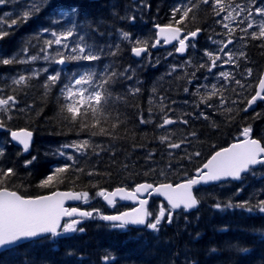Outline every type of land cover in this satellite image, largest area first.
Masks as SVG:
<instances>
[{
  "label": "trees",
  "instance_id": "obj_1",
  "mask_svg": "<svg viewBox=\"0 0 264 264\" xmlns=\"http://www.w3.org/2000/svg\"><path fill=\"white\" fill-rule=\"evenodd\" d=\"M245 1L224 0V3ZM191 2L199 3V0ZM28 3L29 0H7L0 5V27L8 33L0 39V58L19 53L29 41L27 55L38 54L43 40L51 38L49 33L37 38L41 30H61L64 23L54 24L53 20L58 19L55 14L72 10L75 11L71 19L83 26L80 34L88 44L103 49V55L98 61H69L66 66L43 59L33 63L0 64V96L15 95L18 101L16 109L0 114L5 124L0 128V150L3 151L0 168L11 167L16 173L6 181L7 188L24 195H39L57 188L96 195L101 188L132 187L144 181L178 182L193 175L214 152L240 136L245 127H251L253 135L264 142V102L251 112L244 110L264 66V39L243 36V41H248L249 56L254 63L250 67L254 72L252 85L244 90V86L241 88L237 84L225 86L223 98L229 102L223 106L209 101L216 107L208 110L206 103H198L196 80L208 69L200 66L210 63L205 51L216 48L213 46L216 38L211 37L216 36L215 33L222 34L224 24L221 13L215 15L211 0L208 4L199 3L180 25L188 31L202 29L200 39L204 36L211 39L191 48L186 58L178 57L175 49L169 48L152 50L142 61L132 57L133 44L122 40L121 32H129L132 41L147 40L152 48L156 39L154 26L174 23L173 9L190 6L189 0H49L48 5L26 23L12 25L11 21L26 10ZM179 15L177 13L176 19ZM173 66H176L175 71H172ZM106 67L131 78L118 76L109 86L113 96L123 98L110 108L109 121L104 125L112 135L90 136L89 132H81L78 124L73 125L64 118L66 114L60 111L61 88L73 73L86 70L99 73ZM43 68L48 71L31 79L27 86L12 85L13 78ZM57 71L61 73L60 81L46 91L43 85L47 76ZM137 88L139 92L133 94L132 90ZM207 92L209 90L204 89L200 94L204 96ZM161 105L165 106L163 112ZM201 107L208 110L204 114L208 119L193 113ZM229 108L230 112L226 110ZM165 113L177 123L160 128L158 125L163 122ZM8 115L12 118L8 119ZM141 117L151 122L142 124ZM117 121L118 126L111 129V124ZM18 128H28L35 134L28 155H23L21 149L10 142L9 131ZM193 132L195 136L190 135ZM165 135L171 136L172 143L186 142L172 149L168 142L161 143L159 138ZM83 139H90L99 147L95 151L89 149L86 154L72 149L74 160L58 154L69 151L62 148L63 145ZM197 152L199 156L195 155ZM33 156L36 160L25 166L24 161ZM65 163L73 167L63 175V182L51 187L39 186L41 180ZM89 172L94 174L88 175ZM203 191L208 193L201 194L198 210L175 213L173 222H163L158 233L147 228H113L100 220H89L82 226L83 232L24 244L11 253L0 255V264H105V255L114 257L109 264H264V214L236 207H214L217 203L223 206L243 201L256 205L264 200V166L242 181L213 185ZM161 204L158 199L153 201L154 214ZM241 248L248 251L241 252ZM69 252L72 255H68Z\"/></svg>",
  "mask_w": 264,
  "mask_h": 264
},
{
  "label": "snow or ice",
  "instance_id": "obj_2",
  "mask_svg": "<svg viewBox=\"0 0 264 264\" xmlns=\"http://www.w3.org/2000/svg\"><path fill=\"white\" fill-rule=\"evenodd\" d=\"M7 0H0V5H4ZM210 0H199V3L208 4ZM256 0H250V4H255ZM49 3V0H29L26 10L23 11L16 19L11 21L12 25H16L18 22L26 23L34 15L41 12ZM199 3H192L189 0V5L176 7L173 9L172 17L174 23L170 22L166 25H155L157 31V39L155 43L151 44V47H156L161 43V38L164 44H170L174 41L178 43V47H175L177 53H184L188 47L195 45L193 40L198 36L201 29L197 28L194 31H185L181 24L185 23L190 13L199 6ZM215 15L219 16L221 12L227 11V15L224 16V21H236L237 17L242 13L247 12L240 23L247 21V26L241 29L245 35H250L252 39H264V7L257 6L254 9L252 7H242L236 5L232 7L229 4L225 6L224 0H211ZM75 10L69 12H57L55 15L58 19L53 20L54 24L64 23V27L57 30H50L44 28L38 37L43 33H49L50 39L43 40V46L40 48V52L36 55H27L30 41L26 42V46L22 47L19 53L12 55L9 58H0V64L9 65L14 63H33L37 60L43 59L46 62L55 63L58 65H64L69 61H98L103 55V49L97 48L94 45L87 43V40L81 35L82 25L71 19V15ZM177 13H179V19H176ZM255 13V15H254ZM256 16L260 19L257 20ZM195 19V16L192 17ZM218 23L220 21H217ZM2 23V22H0ZM11 25H9L10 27ZM224 28L228 31L225 33L228 36L226 41H219L221 47H219L217 53L205 51V55L208 57L209 64L201 65L200 67H208L211 72L212 68L217 66V62L222 59L219 53H224L227 56L223 63H235L233 57L235 53L226 52L225 49L228 45L233 43L232 34L235 32V28L230 27V23H224ZM237 27L239 25L237 24ZM256 28V31L249 33V29ZM183 33V35H182ZM8 33L0 27V39L7 36ZM75 37L73 45L69 44V39ZM243 38V37H242ZM121 39L129 41L133 44L131 52L140 57L142 54L148 52L149 42L147 40H135L132 41L131 34L129 32H121ZM53 46H56L53 49ZM119 48V45L116 46ZM51 50V51H50ZM23 54L24 58H19ZM110 55H116V52H110ZM171 55V53H169ZM239 57H244L245 53L240 52ZM188 63H191L188 61ZM176 66H173L172 71H175ZM47 68L33 70L29 75L21 74L16 78H13L11 83L16 87L27 86L28 82L33 78H38L42 72H47ZM128 70L126 69L125 72ZM247 74L250 76L252 70L248 69ZM230 73L220 72L219 76L225 80L229 79ZM126 77L125 73H118L106 67L103 72H97L95 70H86L81 73H73L67 78V83H64L61 88V96L63 103L60 106L61 113H65V119L69 123L79 125L81 132H89L90 136L97 135H112L104 125L108 123L111 115L110 108L120 102L123 98L119 96H113L109 86L116 80L117 77ZM61 79V73L59 71L55 74L47 76V79L43 85L45 90H49L52 86L56 85ZM237 85H241L239 80H236ZM258 89L247 101L249 107H251L257 100L264 101V76H261L258 84ZM155 91V89H153ZM187 92L188 89H185ZM133 94L138 93L139 89H133ZM199 94V90L197 92ZM219 95L221 97L220 103L224 104L222 89H218L215 84L211 86V90L206 95L200 97L201 103H206L208 107H212L208 101L212 97ZM163 99V98H161ZM18 104L15 95L0 96V114H9L12 110L16 109ZM165 106L161 105L160 111H164ZM21 112L26 109H19ZM171 109H169L170 111ZM231 111V109H226ZM247 110V109H245ZM151 112V109L149 110ZM204 119H208L206 115L201 113ZM11 115H8V119H11ZM150 120H145L141 117L140 123H150ZM184 124H187V120H182ZM119 121L111 124V129H115L118 126ZM177 123L165 113L163 122L158 125L160 128H164L167 125ZM5 127L2 119H0V128ZM191 136H195V133H190ZM241 135L244 137L241 140L231 144L227 148H222L215 152L210 159L203 164L202 168L196 169V175L191 178H187L182 183L171 184L162 183L158 186H154L149 183L136 184L131 190L124 187H117L111 191L101 188L96 196L101 197L108 206L115 207L118 200H127L137 202L136 207L131 208L128 211L119 212L114 215H105L100 212L99 209H92L91 211L81 210L80 208L65 207V202L68 200L83 201L87 203L91 197L87 191L73 192V191H53L48 195L36 196V197H24L19 195L15 191H10L6 187V181L14 176L15 170L11 167L3 169L0 168V249L11 250L14 247L21 246L23 242H34L36 240H52L53 238L64 236L68 233L83 232L84 229L78 227L83 220L89 218H97L104 221L112 222L113 228L125 229L129 225H143L147 229L152 230L154 233H158L163 222L171 224L174 219V212L177 209L183 208L184 210L192 209L199 204V200L193 193V188L199 184H207L214 181H220L225 178L240 179L243 173L251 170L253 166H264V145L257 139L251 138V127H245ZM33 133L27 129H19L18 131H12L11 137L19 145L22 146V152H28L31 146ZM161 143L168 142V147L175 149L180 148L186 141L180 143H172L171 136L165 135L160 138ZM98 145H94L90 139H83L74 141L70 144L62 146L64 149H74L76 153L86 154L89 149L93 151L98 148ZM59 155H65L63 151H59ZM3 155V151L0 150V156ZM199 156L200 153H195ZM190 158V157H189ZM68 160H74L72 155L67 156ZM36 160L33 156L30 160H25V166L32 164ZM73 165L65 163L61 167L55 168L52 174L48 175L45 179L40 181V187H51L54 184L63 182V175L72 169ZM77 171H83V169H77ZM93 172H89L88 175H93ZM163 174V173H162ZM153 194L161 195L167 201V207L162 203L158 211L153 214L148 209L149 199ZM214 207L217 209L223 208H241L246 209L249 213L258 211L264 214V200H259L256 205H251L249 201H243L238 204H232L229 202L226 205L217 203ZM67 218V219H65ZM63 221V223H62ZM264 238V234H262ZM241 252H247L248 249L241 248ZM212 251H215L213 249ZM68 255H72L71 252ZM105 264H109L114 260L111 255H105L103 257Z\"/></svg>",
  "mask_w": 264,
  "mask_h": 264
},
{
  "label": "rangeland",
  "instance_id": "obj_3",
  "mask_svg": "<svg viewBox=\"0 0 264 264\" xmlns=\"http://www.w3.org/2000/svg\"><path fill=\"white\" fill-rule=\"evenodd\" d=\"M236 5H241L242 7H252L253 9L257 6H261V7H264V0H256L255 4H250L249 3H246V4H231L232 7H235ZM228 6V5H227ZM226 6V7H227ZM227 15V11L225 12H221V20L224 21V16ZM247 15V12H244L241 14V16L237 17V20L236 21H232V22H229V21H224V23H227L229 22L230 23V27H234L236 25L237 22H240L241 20L244 19V17ZM255 15V13H254ZM256 19L259 20L260 17L259 16H256ZM233 23V24H232ZM240 24H243L244 27L247 26V21L245 20L244 23H240ZM222 28V34L220 33H215L216 36L214 37H211V38H216V41L219 42V41H226L228 39V36L225 35L226 31L224 30V26H221ZM252 30H256V28H253ZM239 32H242L241 29H239ZM236 37V35H235ZM210 36H204L202 37V39H200L197 43L196 42H192L193 44H195L194 47L191 46V48H195L197 47L198 45H202L204 43H206L209 39H211ZM220 38V39H218ZM233 39V37H232ZM242 40V39H241ZM243 41V40H242ZM237 41L235 42V44H233L232 46L228 47L227 49H225L226 52H231V53H235L236 55L233 57V59L235 60V63H223V60H226L227 59V56L224 55V53H219L220 56L222 57V59L220 61L217 62V66L215 68H212L211 72L209 71V69L206 70V73H201V75L199 76V79L196 80V84H197V87H198V90H199V94H198V97H199V105H202V103L200 102V97L203 96L201 95V91L204 90V89H207V90H211V86L213 84L219 86L220 88H222L223 91H225V86H228V85H234L236 84L235 81L236 80H239L241 82V80H246L247 77L245 76V74H247V70L248 69H251L253 71V68H250L251 66H254V63L251 61V57L249 56V52H248V47L246 46V44H248V41ZM214 43L213 46H216L215 49H211L210 51L208 52H213V53H217L218 52V49L219 47H221V45L219 43ZM74 43V39L73 38H70L69 39V44L70 45H73ZM240 52H244L245 53V56L244 57H239V53ZM188 57V56H187ZM229 65H232L230 67H233V68H227V66ZM220 72H227V73H230V77L229 79L225 80L223 77H220L219 76V73ZM251 76H253V72L251 74ZM253 82L251 81H246L244 82L243 84L241 83V85H243V90L246 89L248 86L252 85ZM241 87V86H240ZM242 88V87H241ZM240 94V92H238ZM212 98V102H214L215 104H221L220 103V100L221 98L218 97V98ZM224 104L225 105L226 103H228L229 101H227L226 98H224ZM209 103V101H208ZM214 103H210L212 105V107H216V105ZM222 105V106H223ZM212 107H207L206 108L208 110H210ZM204 107H201V108H198L197 110L193 111V113L195 115L198 114V116H201V113L203 114H206L207 111ZM170 118L174 119L173 117L170 116ZM68 155H73V150L72 149H69V151L65 154V156L67 157ZM203 193H208V191H201L200 192V195L203 194ZM202 197V196H201Z\"/></svg>",
  "mask_w": 264,
  "mask_h": 264
},
{
  "label": "water",
  "instance_id": "obj_4",
  "mask_svg": "<svg viewBox=\"0 0 264 264\" xmlns=\"http://www.w3.org/2000/svg\"><path fill=\"white\" fill-rule=\"evenodd\" d=\"M161 26H163V25H161ZM157 30V29H156ZM158 31V30H157ZM186 31V30H185ZM202 33V31H200V33L198 34V36L200 35ZM182 35H183V33H182ZM197 36V37H198ZM196 37V38H197ZM161 41H163L162 40V38H161ZM176 42L174 41L173 43H170V44H163V46L164 47H170V46H172V45H174ZM159 47H161V43L160 44H158L156 47H154L153 49H157V48H159ZM188 49H189V47H188ZM188 49L184 52V53H178L179 55H182V56H184V55H186L187 54V52H188ZM132 55L136 58V59H138V60H140V59H142L143 58V55L144 54H142L140 57H137V56H135L133 53H132ZM65 65V64H64ZM262 76H264V72H263V74H262ZM259 84V83H258ZM257 90H259L258 89V86H257ZM258 101H261V100H257L251 107H249V106H247V111H250V110H252V109H254L256 106H257V103H258ZM22 129V128H21ZM23 129H26V128H23ZM19 129H13L12 131H18ZM27 130H29V129H27ZM11 131V132H12ZM30 131V130H29ZM11 132H10V139H11V141L15 144V145H17V146H20L21 148H22V146L21 145H19L16 141H14L13 139H12V137H11ZM32 132V131H31ZM33 133V132H32ZM252 138V137H251ZM252 139H256V138H252ZM33 140H34V133H33V136H32V142H31V145H32V143H33ZM257 140H259V139H257ZM260 141V140H259ZM237 142V141H236ZM261 142V141H260ZM233 143H235V142H233ZM233 143H231V144H233ZM230 144V145H231ZM261 144H262V142H261ZM229 145V146H230ZM263 145V144H262ZM229 146H227V147H229ZM31 147V146H30ZM227 147H225V148H227ZM220 150V149H219ZM218 150V151H219ZM31 151V148L29 149V151L28 152H24V154H28L29 152ZM217 152V151H216ZM214 155V154H213ZM211 158V157H210ZM209 158V159H210ZM259 165H256V166H253V167H258ZM200 168H202V167H200ZM249 172V171H248ZM248 172H246V173H248ZM246 173H243L242 175H244V174H246ZM194 175H196V172H195V174ZM241 178H242V176H241ZM241 178L240 179H232V178H225V179H222V180H220V181H214V182H210V183H207V184H199V185H196V186H194V188H193V193H194V195L196 196V198L198 199V197H197V195H196V190L197 189H199V188H201L202 186H209V185H212V184H219V183H221V182H223V181H227V180H241ZM183 181H181V182H179V183H182ZM143 183H148V182H143ZM165 183H170V182H165ZM179 183H171V184H173V185H175V184H179ZM141 184V183H140ZM149 184H153V183H149ZM160 184H162V183H160ZM154 186H158L159 184H153ZM124 188H126V187H124ZM128 189V188H127ZM10 191H15V192H17L19 195H21L20 194V192L19 191H17V190H11V189H9ZM129 190H131V189H129ZM55 191H57V190H55ZM58 191H61V192H65V191H72V190H61V189H58ZM111 191V190H110ZM73 192H75V191H73ZM48 194H50V193H47V194H42V195H39V196H43V195H48ZM22 196V195H21ZM36 197V196H35ZM152 197H156V198H162L163 200H165V198L163 197V196H161V195H158V194H153L150 198H148L149 199V203H150V201H151V198ZM199 200V199H198ZM124 203H132V204H136V206H138L137 205V202H134V201H127V200H122ZM166 201V200H165ZM78 202H80V201H76V200H68V201H66L65 202V207H67V205L68 204H71V203H73V204H75V203H78ZM167 202V201H166ZM199 205H200V203L196 206V207H194V208H192V209H188V210H186L187 212H191V211H194V210H196L198 207H199ZM135 206V207H136ZM148 206H149V204H148ZM68 208V207H67ZM181 209H183V208H181ZM128 210H130V209H128ZM128 210H125V211H128ZM180 209H177V210H175V211H179ZM124 212V211H123ZM117 214V213H116ZM110 215H114V214H110ZM65 219H67V218H65ZM83 221H85V220H83ZM82 221V222H83ZM106 222H109V221H106ZM62 223H63V221H62ZM109 223H112V222H109ZM129 226H132V227H144L143 225H129ZM3 250H5V249H0V252L1 251H3Z\"/></svg>",
  "mask_w": 264,
  "mask_h": 264
},
{
  "label": "flooded vegetation",
  "instance_id": "obj_5",
  "mask_svg": "<svg viewBox=\"0 0 264 264\" xmlns=\"http://www.w3.org/2000/svg\"><path fill=\"white\" fill-rule=\"evenodd\" d=\"M227 23H229V22H227ZM233 24V23H232ZM239 25V27H237V24L234 26V27H232V28H235V32L233 33L234 35H242L244 32H239V29H243L244 27H243V24H238ZM227 30V29H226ZM228 31V30H227ZM236 42H237V40H236ZM230 47V46H229ZM230 66H232V65H229V66H227V68H233V67H230ZM120 206V208H117V209H112V208H110L109 206H107L105 203H103L102 204V207H101V209L103 210V211H110V212H115V211H118V210H120V209H122V207L124 206V205H119ZM101 212V211H100Z\"/></svg>",
  "mask_w": 264,
  "mask_h": 264
}]
</instances>
